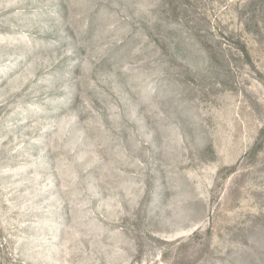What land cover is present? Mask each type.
<instances>
[{"label":"rangeland","instance_id":"obj_1","mask_svg":"<svg viewBox=\"0 0 264 264\" xmlns=\"http://www.w3.org/2000/svg\"><path fill=\"white\" fill-rule=\"evenodd\" d=\"M0 264H264V0H0Z\"/></svg>","mask_w":264,"mask_h":264}]
</instances>
